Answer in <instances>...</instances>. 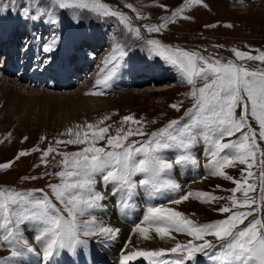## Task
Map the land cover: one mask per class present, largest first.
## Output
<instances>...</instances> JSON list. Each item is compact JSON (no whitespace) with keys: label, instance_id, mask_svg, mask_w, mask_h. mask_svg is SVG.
<instances>
[{"label":"snow or ice","instance_id":"6c2138e0","mask_svg":"<svg viewBox=\"0 0 264 264\" xmlns=\"http://www.w3.org/2000/svg\"><path fill=\"white\" fill-rule=\"evenodd\" d=\"M60 9L88 8L102 16L117 17L121 23L141 35L140 26L132 27L131 19L123 12L112 9L100 0H54ZM202 0H185V5H199ZM206 6V5H205ZM131 7V5H129ZM166 7V6H161ZM183 11V7L177 8L171 17L164 18L161 24H147L143 27L149 33L160 32L175 17ZM25 16L29 15V9L23 8ZM188 19L189 17H184ZM215 25H206L214 27ZM231 26V25H229ZM39 40L40 37H34ZM60 43V37L53 33L50 40L41 45L43 53H52ZM149 52L164 59L169 64L177 68L183 82L192 85L190 95L195 103L189 113L194 117L190 124L184 125L179 132L178 120H171L165 127L145 133L143 128L133 130L131 127L123 135L120 133L123 128L116 130V135L109 134L111 125L99 127L98 131L92 133L91 138L88 133H84L83 138L79 133L75 139L59 140L55 139L56 145H85L79 151H56L50 143L48 148L43 150L41 163L47 165V157L54 153L60 159L56 162L63 165L60 172L53 175L61 177L60 183H50L55 199L63 205V210L68 213L63 214L61 208L53 203L52 199L44 190H29L20 192L15 188L4 186L0 188V227L4 229L0 234V244H6L12 248L11 255L0 259V264H12L16 257L27 253H36L37 249L29 243L23 234L22 229L27 227V222L35 221L41 225L34 238L43 246V259L49 260L54 253L61 249H68L73 254L79 246L87 247L89 237H98L102 244L111 243L118 238L121 229L106 225L97 220L95 216H90L88 220H80L79 217L89 213V210L102 206L105 196L96 189V176L99 175L103 184H113V193L124 192L128 199H131L138 185L148 191L162 192L165 190L178 192L180 185L173 179L163 177L170 172L174 165H181L187 162L198 164L195 157L187 154H179L174 159L166 158L162 153L165 150L178 148L182 153H188L197 142L198 136L203 135L210 144L208 154L210 159L206 165L211 170V174L226 176L224 167L234 165L239 162L247 165L241 170L244 181L251 177L253 173L249 171L253 163L257 160L259 153L261 165V185L260 196L257 199L248 196V191H254L255 185L248 184L244 191L243 201H238L235 195L227 197L231 201V207L222 206L217 209L220 213H228L225 219L214 222L200 224L188 219L184 213L173 208L149 207L143 221L147 226L135 224L133 234H138L141 239H151L149 229L154 228L158 236L163 239L170 236V230L176 232H186L196 240H203V244H193L191 240L186 245L177 243L174 247L164 249L146 250L134 248L124 254L121 252L120 264H129L138 258L148 261V264H187L188 261L196 259L197 252H204L205 248L215 249L214 252H204V255L216 262V264H264V219L256 217L243 227L238 225L244 223L254 213L261 212L264 207V149L259 141H264V51L258 50L257 55H252L244 51H234V60L229 58L222 61L216 57L204 56L200 51H188L180 46H173L163 43L158 39H147ZM128 52L118 46V55H114L105 64L104 79H98L96 84L107 83L116 74L124 57ZM51 57H47L50 62ZM246 61H259L260 64L250 67ZM199 80L205 81L202 87H197ZM210 81V82H208ZM91 94H100L92 92ZM171 107L179 108V104H172ZM237 108L241 109V114L237 115ZM255 118L259 125L257 132L249 123L248 117ZM105 116L98 123L108 120ZM131 122L139 125L140 120L133 115L124 116L122 123ZM77 127H81L77 125ZM87 127L93 129L94 125L88 123ZM203 128L204 131L199 130ZM67 132L70 134L72 129ZM239 133L238 139H230ZM11 136V133L8 134ZM63 135V133L61 134ZM148 136L143 141H129V136ZM226 138H228L226 140ZM25 140L27 137L24 138ZM46 137H41V141ZM226 142H222L225 141ZM100 141H105L104 146H97ZM2 142V141H0ZM233 150L232 154H226V150ZM40 151L39 146L28 150H21L17 153L15 160L25 156L28 152ZM15 160L7 163H0V170L8 169L15 163ZM251 160L253 163H249ZM247 171V176L244 172ZM47 175V173H45ZM138 174L143 175V179H134ZM228 179L233 177L226 176ZM22 179H37V177H22ZM237 187L230 191L235 194L243 187L241 180H235ZM219 187V186H217ZM42 193L40 198H36L34 193ZM193 195L192 192L180 195L172 201L180 204L187 201ZM198 198L225 199V197H215L211 193L196 192ZM256 207H253V205ZM14 207H23V214H18L13 220L11 213ZM233 208H250V211H233ZM215 236L220 243L213 244L205 240V236ZM132 244L130 235L125 242V249ZM186 249L187 254L176 259H164L168 254H175Z\"/></svg>","mask_w":264,"mask_h":264},{"label":"rangeland","instance_id":"374dc122","mask_svg":"<svg viewBox=\"0 0 264 264\" xmlns=\"http://www.w3.org/2000/svg\"><path fill=\"white\" fill-rule=\"evenodd\" d=\"M100 2L110 5L114 10L118 9L119 11L125 13L131 19L133 28H135L136 26H140L141 35L137 37L135 35V32L130 30L123 23H121L117 17H113V16L105 17L97 14L96 12L88 8L60 9L58 5L55 4L54 0H0V12L3 10H10L14 12V14L17 13L20 16L22 15L23 8L26 7L29 9V15L31 17L36 18L35 13L38 12L40 6H43V11H47V12L48 10L46 9V7H52L54 9L52 10V12H57V14H59L60 16L59 18H61L63 21L77 22L76 20L78 19L81 20L84 24H86L83 26H86L91 29H95L96 27L99 26L100 23L102 26H99L98 29L96 28V35L98 36H106V35L108 36V33H110L111 37L114 39L115 37H118L129 44H133V45L140 44L146 47H148L146 43L147 39H158L165 44L173 45V46H179V44H184L185 46H180V47L188 51H200L201 53H205V50L202 47H209L212 51H215L216 47H221V48L224 47L232 53L233 59L237 61L238 58L235 57L233 50L248 52L252 55H257L258 50L264 51V0H202V3L199 5H192V4L185 5V0H100ZM129 5H131V7H129ZM162 5L166 7H161ZM181 7H183V11L180 13V15L172 19L171 22H169L167 26L164 29H162L160 32L149 33L143 27L144 25L147 24L163 23L164 18L171 17L172 13L177 8H181ZM186 16L189 18L185 19L184 17ZM47 20L48 19H44L43 22L45 23V25L49 30H52L50 39L53 33H55L60 37V41H61L64 38L62 35L66 31V27L60 29L59 27L56 28L55 26H49ZM2 21H3L2 24L3 28L0 25V31H1L0 43H3L4 45V43H6L8 39L9 29L12 28L13 24L18 23V21H11L7 14H5L2 17ZM25 21L28 23L29 20L26 19ZM120 23L124 26L125 30L120 28ZM206 25H215V26L206 27ZM73 27L75 26L71 25L70 29H72ZM19 28L21 29V27ZM105 28H107L108 33L107 31L106 32L104 31ZM14 33L15 31L12 32V34ZM27 36L30 37L32 36V34ZM42 37L43 35L40 34V38ZM50 39L48 36V40ZM18 42L19 41H17L16 46H13L12 42L8 43L9 50L10 49L16 50V48L18 47L17 51L21 50L22 52V49H20ZM173 43H176L178 45H174ZM29 46L25 47L23 45L24 61H25L24 58L27 59L28 49L30 48L34 49V46L32 44ZM64 49L65 48H63V50ZM96 49L97 48H95L94 50L97 53ZM79 50L80 49H78L76 52V58H77V69L80 71H82L81 68L83 63L88 62L87 64H90L89 63L90 56L93 58L92 60L95 62L94 64H96V61H98L97 64L98 63L100 64L104 61L103 58L105 56L97 60L95 59L96 57H94L91 52L89 51L87 52L86 50H84L83 55H81L79 54ZM114 50L118 52V47H115ZM102 51L105 52L106 50L104 49ZM37 53L38 51L34 49L33 54L30 57L31 65H34L35 69L42 70L41 64H39L36 59ZM71 56L72 55L69 54V58H71ZM16 57L15 60L17 59L16 61L17 63L20 56L18 58V54H17ZM32 59L34 60L33 62ZM218 59H221L222 61L228 60L227 58H223V57ZM70 63L71 62L69 63L67 62V59L64 61L63 66L67 68L65 69V72L69 71ZM246 63L250 67H255L260 64L259 61H246ZM137 64L140 63L135 61V64L132 66L133 70H136L139 67V65ZM20 65L16 64V67H19ZM90 65L93 64L91 63ZM12 69H14V66ZM119 70H121L120 66H119ZM88 71H84V72L88 73ZM30 73L31 70L28 72V75H30ZM177 74H179L178 71ZM130 75L131 72L129 74H126L127 81L129 80ZM4 76L7 78L15 79L16 81L18 80L21 82V84L18 82L20 87L19 86L17 87V85L6 86L9 83L6 82L5 80H3L2 83H0V96L5 95L7 98L11 100L13 99L16 100L15 110H10L9 105L5 103L4 98L0 97V141H2L0 142V163H7L8 161L15 160L17 153L21 150H28L39 146L40 151L28 152L25 156L20 157V159L18 160H15V163L10 168L0 170V188H3L4 186H8L11 188L12 185L15 184L14 187L16 188V190L21 192V190L23 189V192H25L34 189L40 190L42 189L41 187H43L44 189H46L44 193H47L49 195L53 203H56L57 207L59 206L61 210L66 214V216L68 215V213L63 210V205H61L59 201L55 199L51 189L48 188V185L50 183H60L61 177L53 175V173L60 172L64 166L56 162L60 159V157L57 156L56 161L53 160V156L55 155V152L50 153L49 156L47 157V160L49 161L47 165L41 163V156L43 154V150L47 149L50 143L53 145V147L57 152L58 151L75 152V151H79L85 145H65V144L56 145L54 138H57L59 140L75 139L77 133H79L82 138L84 136V133H88V137L91 138L92 133L94 131H98L99 127H105L108 125H111V127L109 128L110 135H116L117 134L116 130L119 128H123V131L120 133L121 135H123L125 132H127L129 127H131L133 130L142 127L143 131L150 135L151 132L157 131L165 127L171 120H178L180 122H183L185 120V115L181 112L187 109L190 104L193 105L195 103L194 98L190 95L192 85L183 82L180 74L175 80V82L179 81V84H177V86L174 85L176 84L174 82L173 84H170L171 82L168 83L166 81L167 83L163 84L165 82L164 80L151 81V82H146V84L144 83L143 85L141 84L138 85L134 80V82H130V84L125 83L128 85L129 89H123L120 90L119 92H115L111 94H104L102 92L103 95L101 98L106 99L110 105L108 104L104 107L102 106L97 110L96 109L89 110L88 106L84 105V102L82 105V102L80 103L76 101L77 99L73 101V97L75 96H83L84 98L90 97V95L86 93V91H88L87 89H91L90 93H92L91 91L99 90L98 86H96L94 75L92 76L91 81L88 84L84 85L83 87L79 84H76L74 87H70L67 89L65 88L62 90H58L52 87H47L48 85L45 86L43 81H40L39 85H43L44 89L32 88L29 86V80L31 76H28V78H26L28 80V81L26 80V83L24 82L25 81L24 78L21 79V77H19L20 74L17 75L13 73L11 75L9 72H7L5 73ZM120 77H121L120 80H125V77L123 75H120ZM20 79L23 81H21ZM139 79L140 77L138 76L137 80ZM77 80L78 79H76V77L72 79L73 82L75 81L77 82ZM202 82L205 81L199 80L196 86L202 87L204 84ZM168 84L173 86H168ZM33 85L38 86L35 82H33ZM5 86L8 87V89H5ZM91 86H93V88H91ZM11 90H13L14 92ZM147 90L153 92L151 93L144 92ZM54 93H58V94H54ZM172 104H179L180 107L178 109L173 108L171 107ZM70 114H74V117L72 118L73 121L72 123L68 122L65 118L67 117V115ZM236 114L237 115L241 114L240 108H237ZM128 115H133L134 118L140 120L141 123L139 125L133 124L131 122L122 123V118ZM175 115L178 116L172 117ZM188 115L192 116L190 113H188ZM105 116H108L109 119L103 121V123H98ZM61 117L62 118L64 117L65 120L64 118L62 119ZM248 120L249 123L252 125V128L258 132L259 125L258 122L255 120V118L251 117V115L249 114ZM191 122H192V118H187L183 123H180L178 126H176L177 132H179L184 125L190 124ZM88 123H92L94 125L93 129H89L87 127ZM77 125L81 127H77ZM69 128L72 129V132L70 134L67 132ZM201 129L204 130L203 128ZM199 131L202 132L201 130ZM9 133H11V136L8 135ZM62 133L63 135H61ZM25 137H27L26 140L24 139ZM41 137H46V139L41 141ZM147 138L148 136L132 135L129 136L128 139L129 141L132 140L143 141ZM238 138H239V133H237L236 136L230 139H238ZM227 139L228 138H226V140ZM257 139L258 142L260 143L261 148L264 149V141H259V138ZM197 141L201 143L202 138H198ZM104 144L105 141H100L97 146H104ZM195 147L197 146H193L188 153H185L191 157H195L199 162L197 164L198 167L196 168L195 174L192 173L193 170L192 167L194 166H192L189 163H184L182 165L185 166L188 175L185 178H183L182 175H179L180 179L176 177L178 182L177 180L175 181L179 185H185V186H187L190 183L192 186H188L185 189L186 192H190V187H191L196 192L199 191V192L211 193L215 197H225V199L205 200L204 198L191 196L189 200L182 201L180 204H178L177 207L174 208L175 210L184 213L185 216L188 217V219H191L200 224L225 219L226 216L229 214L220 213L217 209H219L222 206L231 207V201L228 200L227 197L233 195H235L238 201H243L244 191L245 189H247L248 184L255 185V190L248 191V196L256 198L257 203H260L259 196H260V185H261V180H260L261 165H260L259 153L257 154V160L255 163L249 160V163H253V167L249 169V171H251L253 175L251 177H248L246 182L242 177L241 170L246 169L247 165L246 164L241 165L237 161L234 162V165H226L224 167V172L226 173V176L233 177L234 179H228L226 178V176L213 175L211 174L210 171L207 174H202L200 180L197 181L196 183V177L198 176L197 173L198 174L200 173V169L198 168H202L204 165H206L210 159V156L208 152L207 153L205 152V150H200ZM176 150L175 148L165 150L162 154L166 158L174 159L179 153H182L180 150H178V154H177ZM232 152L233 150L229 149L226 151V154L231 155ZM202 163H204L203 166ZM178 166L179 165L174 166L173 169L170 171L171 173L168 172L164 176V178L171 179L170 178L171 176L174 177L175 175L173 174V171ZM45 173H47V175ZM33 176L37 177V179H22V177H33ZM244 176H247V171L244 172ZM136 179H139L138 176L136 177ZM96 180H97L96 189L102 192L99 187L97 176H96ZM235 180H241L243 187L241 188V190L233 194L230 190L237 187ZM142 189L145 188H140L139 191H135L132 197H136L138 194L140 195ZM41 195L42 193H40L39 191L34 193V196L36 198H40ZM147 195L153 196V198L157 196V194H153V191H148ZM158 195L160 196L163 195L164 197L163 199H165L166 201L176 198V196H174L175 198L172 197L171 199L169 196V191L161 192ZM104 196H105V200L103 201L113 198V196L107 197V194H104ZM122 200L126 201L124 202L126 209L123 210L126 211L130 208L128 207L127 198H123ZM153 200H156V198H154ZM166 201L158 203L154 205V207H158L157 205L159 204H167ZM168 205L170 206L171 204ZM253 207H256V205L254 204ZM97 208L91 210V212L94 214L93 216L95 217H97L95 213ZM115 208H116L115 205L111 207L109 206L111 212L106 213V216H109L108 219L113 218L112 222H117L123 225L122 222H125L124 219L125 216H123V218L120 219L117 216L119 212L116 214ZM247 209L249 210L250 208H239V209L233 208L232 210L246 211ZM24 211L25 209L23 207H14L11 213V218L15 220L16 216L18 214H23ZM254 214H256L257 217L260 215V212ZM90 216H92V214L89 212L88 214L79 217V219L88 220L90 219ZM130 219H134V218L130 217ZM0 221H2V218H0ZM31 223L32 222H28L27 227L28 226L30 227ZM134 223L135 222H133V224ZM34 224H36V230L32 233L35 236V234L38 232V227H40L41 225H39L37 222H35ZM144 225L147 226L146 223ZM27 227L24 228L25 232L27 230ZM24 230L22 229L23 234H24ZM3 232L4 229L0 227V234H3ZM151 232L152 233L149 232V235L153 237L152 238V240L154 239L153 242L157 244L160 243L162 246H164L163 247L164 249L170 248L171 247L170 244L176 245L178 243L177 241L173 242L171 240H168L169 243H167L165 241V238L161 239L158 236V234L155 232V230H151ZM26 235L29 234L26 233ZM177 235H178L177 240H179V242L188 243V241L191 240L193 244L199 245L204 243L203 240H196L194 237L188 234H177ZM170 238L173 239L176 238V236L173 235ZM212 238H214V236L208 235L205 236L204 239L210 241ZM118 242L119 241L113 242L112 244H116ZM39 244H40L39 242H36L34 247L38 248ZM104 245L105 244L96 241L94 242L93 247L96 250L98 249L99 251H103L105 250ZM166 246H170V247L166 248ZM106 247L109 248V246ZM80 248L83 250H87L83 248V246H80ZM119 248L120 245H118L117 249ZM7 249L8 248L6 247V244H0V255H5L8 252ZM59 251H61L62 254L64 253L62 249ZM78 251L81 250L77 249V252ZM57 253L58 252H56L55 254ZM67 254H69L68 256L71 257L70 254L73 253L68 252ZM30 256H32V260L34 259L37 260L43 257V256L37 257L35 256L34 253H31ZM65 256H63V258H66ZM94 256L97 258L99 257L97 254ZM105 256L107 257L106 254ZM203 256L205 258L208 257L204 254ZM54 258H56V256H54ZM140 259L141 258H139V260ZM56 260L59 259L57 258ZM19 262L20 264L21 263L26 264V262L29 261L21 257ZM187 264H194V262H189ZM197 264H203V262L198 261Z\"/></svg>","mask_w":264,"mask_h":264},{"label":"bare ground","instance_id":"6f19581e","mask_svg":"<svg viewBox=\"0 0 264 264\" xmlns=\"http://www.w3.org/2000/svg\"><path fill=\"white\" fill-rule=\"evenodd\" d=\"M233 8H235V7H233ZM22 31H24L23 29H22ZM29 35H31V34H29ZM5 45V46H4ZM4 45H3V48L4 49H6V43H4ZM29 47H31V46H29ZM18 48V47H17ZM17 48H16V53L18 54V58H19V56H20V51L18 50L17 51ZM7 49H9L8 47H7ZM84 50H86V48L85 47H81L80 48V50H79V54H81V55H83V53H84ZM10 51H12L11 49H10ZM33 51H34V49H28V56H27V59L26 58H24L25 59V61H24V65H26L27 67L28 66H33V72H32V74L33 73H35L36 71H40V73L42 72V70H38V69H35V66L34 65H31V61H30V57H31V55L33 54ZM66 49H64L63 50V52L64 53H66ZM88 52V51H87ZM26 54V53H25ZM87 54V53H86ZM89 54V53H88ZM12 55H14V54H12ZM80 56V55H79ZM105 57L103 58V62L102 63H98L97 64V62L98 61H96V65H97V68L99 69V70H101L102 69V67H103V65H105L106 64V62L108 61V60H110L109 58H108V56H107V54H105L104 55ZM82 57V56H81ZM17 58V57H16ZM83 58V57H82ZM90 59H89V63L91 64H94L95 62L92 60L93 58L90 56L89 57ZM37 62L39 63V64H41V60H40V58H39V53H37ZM85 59V58H84ZM96 59V58H95ZM16 61H17V59H16ZM20 58H19V60H18V62L16 63L17 65H20ZM4 62L6 63V65H5V68H2V69H0V83H2L3 82V80H5L6 82H8L9 84L8 85H6V86H12V85H17V87L19 86L20 87V85H19V83L21 84V82L20 81H16L15 79H12V78H7V77H5L4 75H5V73H7V72H9L11 75L13 74V72H14V69H12L13 68V65H12V63L10 62V60L8 61V59L6 58L5 60H4ZM88 63V62H87ZM15 64V65H16ZM66 64V63H65ZM142 64H144V63H142ZM138 65V64H137ZM25 66V67H26ZM65 69H67L65 66H62V68H61V70L62 71H64L65 72ZM105 69V68H104ZM90 71H88V73H89ZM131 76V75H130ZM20 77H21V79L24 77V71H22V72H20ZM121 78V77H120ZM137 78H138V76H137ZM20 79V80H21ZM77 79V78H76ZM129 80H130V82H134V79L132 78H129ZM21 81H23V80H21ZM74 81V80H73ZM93 81H94V78H93ZM19 82V83H18ZM32 82H35L36 84H37V81H35L34 80V78H32ZM76 82V81H75ZM77 82H79V80H77ZM44 83V82H43ZM93 85V84H92ZM5 86V89H8V87H6ZM94 86V85H93ZM93 86H91V88H93ZM24 87V86H23ZM47 87H49V86H47ZM21 90H23V89H21ZM88 91H86V93L88 94V95H90V97H86V98H84L83 96H75V97H73V101L75 100V99H77L76 101L77 102H82V105H83V102H84V105H86V106H88V109L89 110H92V109H98V108H100V107H104V106H106V105H108L109 103H108V101L106 100V99H103V98H101L102 97V92L100 91V90H94L95 92H97V93H100V94H91L90 93V90L91 89H87ZM11 91H13V90H11ZM40 91V90H39ZM94 91H91V92H94ZM14 92V91H13ZM36 92V91H35ZM82 92H84V91H82ZM144 92H153V91H150V90H147V91H144ZM40 93V92H39ZM44 94V93H43ZM54 94H58V93H54ZM131 95V94H130ZM0 97H3L4 98V101H5V103H7L8 105H9V109L10 110H15V106H16V100L15 99H13V100H11V99H9V98H7L5 95H2V96H0ZM98 97V98H97ZM79 104V103H78ZM110 105V104H109ZM18 106V105H17ZM82 108V107H81ZM85 108V107H84ZM86 109V108H85ZM74 110V109H73ZM88 111V110H87ZM95 111V110H94ZM87 113V112H86ZM91 113V112H90ZM66 115V114H65ZM76 115V114H75ZM85 116V115H84ZM74 117V114H70V115H67V117H65L66 118V120L68 121V122H70V123H72L73 121H72V118ZM62 118V117H61ZM64 118V117H63ZM62 118V119H63ZM65 118H64V120H65ZM80 119V118H79ZM78 119V120H79ZM58 120V119H57ZM63 120V121H64ZM61 122H62V120H61ZM65 122V121H64ZM173 174L177 177V178H179V175H182V177L183 178H185V177H187V175H188V173L186 172V168H185V166L184 165H179L174 171H173ZM182 177H181V179H182ZM180 179V178H179ZM113 190V189H112ZM139 191V190H138ZM147 192H148V190H145V189H142V192H141V194L139 195H137L136 197H132L131 199H128L127 198V196L124 194V192H120V193H118L117 194V197H114L113 196V198H110V199H108V200H106V201H103V203H102V206H100L99 208H97L96 209V211H95V213H96V215H97V220L98 221H100V222H102V223H104V224H106V225H110V226H112V227H115V228H119V229H121V231H120V233L118 234V238L115 240V241H113V242H117V241H119L118 243H116V244H112L113 242H111V243H106L105 245L106 246H109V248H107L105 245H104V248H105V250H103V251H99L98 249L96 250L95 249V251H96V253H97V255L99 256L98 258L97 257H95L94 256V254L93 253H90V251H88V250H83V249H81L80 248V246L77 248L78 250H81V251H76V253L75 254H70L71 255V257H69L68 255L69 254H67L68 252H71L70 250H68V249H62V251L64 252L63 253V256H65L66 258H63L64 260V264H73V263H75V264H101V263H99V261L101 260V259H104V261L107 263V264H120V257H121V255H120V253L119 252H122V251H124V254H127V252L128 251H131V250H134V248H143V249H146V250H151V249H160V248H163L164 246H162L160 243L159 244H157V243H155V242H153V240H152V238L151 239H148V240H143V239H141L140 238V236L138 235V234H133V228L132 227H128V226H124V224L123 225H121V224H119V223H117V222H112V220H113V218H110V219H108V217L109 216H106V213H108V212H111V210L109 209V206L111 207V206H114L115 205V210H116V214L119 212V214H117V216L121 219V218H123V216H125V222L126 221H128V219L130 218V217H133L134 218V220H139V221H141L142 222V226H146V225H144L145 224V222L143 221V217L147 214V209L149 208V207H154V205H156V204H158V203H161V202H165L166 200L165 199H163L164 197H163V195H158L157 194V196H155L154 198H156V200H153L154 198H153V196H148L147 195ZM167 194V193H166ZM134 195V194H133ZM168 196V195H167ZM123 198H127V201H128V207H130L128 210H126V211H123L124 209H126V206H125V203L124 202H126V201H124V200H122ZM168 198V197H167ZM175 198V197H174ZM162 200V201H161ZM154 201V202H153ZM158 201H161V202H158ZM153 202V203H152ZM152 205V206H151ZM103 213H105V214H103ZM29 227V226H28ZM27 227V230H26V233L27 234H29L30 236H31V234H33L32 232H34L35 230H36V224H34V223H31L30 224V227L28 228ZM38 227V226H37ZM38 229H39V227H38ZM34 235V234H33ZM130 235H131V237H132V244L127 248V249H125V242L126 241H128V239H129V237H130ZM151 237V236H150ZM100 243V242H99ZM118 245H120V248L119 249H117V247H118ZM167 247H170V246H166V248ZM36 249H37V252L36 253H34L35 254V256H37V257H41V256H43L42 254H43V246L41 245V244H39L38 245V248L37 247H35ZM83 248H85V246H83ZM171 248V247H170ZM86 249V248H85ZM59 252V251H58ZM82 252H85V254H86V262L84 263L83 262V257L82 258H80V253H82ZM90 253V254H89ZM107 255V257L105 256V254ZM40 256H39V255ZM89 254V255H88ZM31 255V254H30ZM54 256H56V254L54 253V255L52 256V257H50L49 258V260H47V261H45L44 259H43V257H41V258H39V259H34L33 261H35L34 262V264H47V262H49V263H52V264H56V262L58 261V260H56L57 259V257L56 258H54ZM89 256V257H88ZM21 257H23V259H26L24 256H21ZM20 257V258H21ZM30 257H32V256H30ZM101 258V259H100ZM139 259V258H138ZM199 262H202V261H199ZM18 263H20V262H18ZM21 264H23V263H21ZM25 264V263H24ZM26 264H29V262H26Z\"/></svg>","mask_w":264,"mask_h":264}]
</instances>
